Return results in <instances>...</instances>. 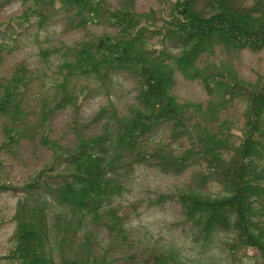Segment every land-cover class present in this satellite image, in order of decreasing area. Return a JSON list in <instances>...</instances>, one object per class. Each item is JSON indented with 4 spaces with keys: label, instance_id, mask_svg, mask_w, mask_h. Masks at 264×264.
<instances>
[{
    "label": "rangeland",
    "instance_id": "obj_1",
    "mask_svg": "<svg viewBox=\"0 0 264 264\" xmlns=\"http://www.w3.org/2000/svg\"><path fill=\"white\" fill-rule=\"evenodd\" d=\"M172 1L107 0V3L132 6L146 14L147 23L161 25L169 17ZM223 1L247 7L256 2ZM55 5L60 6V2ZM218 6L217 0H197L195 8L208 14L219 10ZM24 7L21 0H0V97L7 86L16 81L18 85L8 98L7 110L0 113V180L11 184L10 190L0 191V255L13 253L17 242L13 234L20 220L41 219L50 258L46 264H61L62 257L69 252L78 260L97 257L104 258L107 264H147L152 250L174 251L184 264H255L253 249H234L232 232L200 230L192 220L186 219L182 205L175 200L191 183L198 185L196 175L208 170L206 160L181 173L162 172L146 164H137L128 174L123 169L115 173L125 185L123 195H114L110 203L104 201L99 214L106 215L112 205L124 208L118 212L123 215L131 209L132 201L141 199L138 212L130 211L123 220L126 239L99 220H93L94 213L60 200L63 190L73 180L72 176L62 174L69 173L73 167L59 156L75 147L77 130L86 135L118 132L141 107L138 96L141 82L136 73L126 70L111 71L105 80L77 71L71 73L70 64L76 60L81 45L115 31L107 22L91 20L72 29L69 11L53 9L52 18L44 27L37 23L26 27V23L15 22ZM157 40L158 36L152 38L153 42ZM191 72L193 76L176 70L173 91L179 101L192 103L188 112L205 118L210 131L216 132L219 124L239 131L247 103L236 97L231 104L217 110L215 100L220 95L216 79L218 75L233 73L248 83L262 81L264 48L234 49L218 45L213 52L203 53ZM62 99L68 100L66 105L56 107ZM111 101L117 105L118 115L106 126L108 115L94 117L102 114V108ZM154 135L158 141L173 133L170 126H165ZM191 138L188 131L172 140L179 150L182 142L191 145ZM106 155L111 159L113 150ZM43 168L48 170L38 183L32 178ZM26 183L28 188L24 187ZM80 186L75 184L76 191L71 194H79ZM222 186L212 181L203 188L217 195ZM35 208L41 210L33 212ZM69 222L73 225L69 226ZM0 264L25 263L17 257H4Z\"/></svg>",
    "mask_w": 264,
    "mask_h": 264
},
{
    "label": "trees",
    "instance_id": "obj_2",
    "mask_svg": "<svg viewBox=\"0 0 264 264\" xmlns=\"http://www.w3.org/2000/svg\"><path fill=\"white\" fill-rule=\"evenodd\" d=\"M21 1L25 7L15 22L26 23V27L32 23L44 27L52 18L53 9H65L69 11L72 29L85 26L91 20H103L115 28L114 32L91 38L79 47L76 60L70 64L71 73L77 71L105 80L111 71L126 70L136 73L141 82L138 94L141 107L118 128V132L86 135L77 130L75 147L59 156L73 167L69 173L62 174L72 176L73 180L67 182L60 200L94 213L93 220H99L126 239L123 220L130 211L138 212L141 199L132 201L131 209L123 215L118 212L124 208L112 205L106 215L99 214L104 201L110 203L114 195H123L125 185L115 173L123 169L122 172L128 174L137 164L156 167L166 173H181L206 160L208 170L197 173L198 185L191 183L175 196V200L182 205L186 219L192 220L200 230L232 232L234 249H253L255 264H264V79L252 84L233 73L217 76L216 90L220 95L215 100L217 110L231 104L236 97L247 103L239 131H231L223 124H219L216 132L210 131L205 118L188 112L192 103L180 102L173 91L176 70L193 76L191 69L196 62L203 53L213 52L215 46L264 48V0H256L248 7L217 0L219 10L208 14L196 10L197 0H173L169 17L161 25L147 23L146 14L132 6H115L107 0ZM57 1L60 2L58 7ZM155 36H158L157 43L152 41ZM17 86L16 81L1 94L0 113L7 110L8 98ZM67 101L62 99L55 106L66 105ZM101 111L102 114L97 113L94 118L108 115L106 126L110 119L117 118L118 108L113 101ZM107 111L112 114H105ZM165 126L171 127L173 135L156 141L154 134ZM188 131L192 134V144L182 142L178 150L172 139ZM110 150L114 156L108 159L106 153ZM47 170L43 168L32 179L39 183ZM212 181L223 185L220 194L212 195L203 188ZM77 183L81 185L79 194H71L75 193ZM26 185L24 187L28 188ZM10 188L11 184L0 180L1 192ZM15 189L23 191L20 186ZM40 210L35 208L33 212ZM13 238L17 241L13 253L0 255V260L17 257L25 264L50 261L45 245L46 228L41 219L20 220ZM178 257L174 251L152 250L146 262L184 264ZM61 264L107 263L104 258L97 257L78 260L69 252L62 257Z\"/></svg>",
    "mask_w": 264,
    "mask_h": 264
}]
</instances>
